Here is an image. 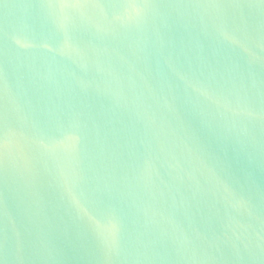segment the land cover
Returning <instances> with one entry per match:
<instances>
[{"label": "water", "instance_id": "water-1", "mask_svg": "<svg viewBox=\"0 0 264 264\" xmlns=\"http://www.w3.org/2000/svg\"><path fill=\"white\" fill-rule=\"evenodd\" d=\"M0 264H264V0H0Z\"/></svg>", "mask_w": 264, "mask_h": 264}]
</instances>
